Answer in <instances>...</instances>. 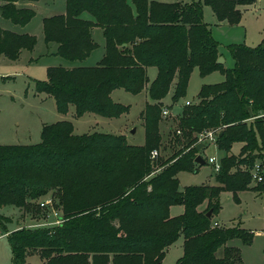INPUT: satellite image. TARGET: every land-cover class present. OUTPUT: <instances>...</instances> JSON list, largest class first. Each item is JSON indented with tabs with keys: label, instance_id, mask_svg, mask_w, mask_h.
I'll return each mask as SVG.
<instances>
[{
	"label": "trees",
	"instance_id": "16d2710c",
	"mask_svg": "<svg viewBox=\"0 0 264 264\" xmlns=\"http://www.w3.org/2000/svg\"><path fill=\"white\" fill-rule=\"evenodd\" d=\"M17 1L35 0H0V15L24 26L35 11L17 7ZM201 1L229 25L240 22V5L255 2L65 0L64 13L43 18L44 42L57 44L54 54L66 60H84L98 46L95 27L105 41L96 65L49 66L47 80L34 82V92L51 96L58 113L72 106L76 116L117 117L127 110L111 98L120 88L132 94L145 89L150 102L141 112L142 145L129 144L122 135L75 134L66 120L44 123L37 143L0 144V206L26 210L52 191L62 213L56 225L7 234L12 264H25L32 253L43 264H162L180 235L183 255L175 264H244L240 248L227 243L237 238L249 245L253 232L217 226L212 217L221 209L222 192H231L236 202L243 190L264 199V44H230L234 64L223 68ZM36 42L34 35L0 27V56L9 60L32 51ZM150 66L157 70L152 81ZM194 68L202 77L219 69L224 79L201 85L198 101L185 104L177 117L175 141L181 146L153 159L151 151L161 147L162 99L172 84L173 103L185 96ZM207 130L217 131L216 145L225 152L216 183L180 188V171L197 172L196 135ZM235 142L242 143L237 154L231 153ZM256 161L263 178L254 184L249 169ZM171 205H182L183 212L170 216ZM1 220L10 222L2 214Z\"/></svg>",
	"mask_w": 264,
	"mask_h": 264
},
{
	"label": "rangeland",
	"instance_id": "374dc122",
	"mask_svg": "<svg viewBox=\"0 0 264 264\" xmlns=\"http://www.w3.org/2000/svg\"><path fill=\"white\" fill-rule=\"evenodd\" d=\"M35 11L34 17L29 21L28 34L36 36L37 42L32 51L22 50L16 60H9L0 56V144L14 143H35L40 140L41 124L53 123L59 120H66L72 123L75 134L83 133H109L113 135H122L126 141L132 145H142L144 143V125L141 118V112L147 103L150 102L147 91L142 90L138 94H132L124 89H115L111 94L114 102L127 107L124 113L117 117L107 118L94 113H86L81 116L74 114V108L61 115L56 111L54 99L45 94L34 92L35 81L47 80V68L53 65L70 67L72 64H81L83 66L96 65L105 53L101 50L103 38L100 34H95L93 40L99 44L90 55L84 60L69 61L60 56L53 59L46 54L54 49L52 43H45L42 33V20L56 14L65 12V0H35L33 2ZM202 4L204 22L208 28H212V36L218 42V47L223 56V68H231L234 60L228 50L230 44H245L249 47H255L261 43L264 44V0L255 1L252 4L240 5L241 20L237 25H229L224 22L219 25L215 19L210 6ZM52 9L56 12L49 15ZM86 15H88L86 13ZM0 24L6 27L13 26L10 21L0 20ZM99 38L101 42H99ZM53 59V60H52ZM56 60L58 62H56ZM75 62V63H74ZM80 62V63H79ZM148 79H155L157 70L150 66L147 70ZM224 79L223 72L219 69L214 70L205 76H200L197 68H194L190 74L185 96L180 98L177 104L186 99L192 103L198 101L197 94L201 85L214 84ZM174 86L171 85L167 95L162 100V107L172 106ZM183 107L179 109V114L167 115L165 117L160 113L163 124L159 132L161 134V147L158 154L163 157L171 155L175 149L181 146V143L175 141L174 128L177 123ZM134 129V132H131ZM199 150L200 156L206 163H196L197 172L180 171L178 180L181 187L188 185L215 184L214 163L208 162L210 156L216 158L219 162L225 155V152L218 149L214 143L205 145ZM242 144L235 142L232 144L231 153L237 154ZM157 158V156H156ZM153 158V159H156ZM153 161V160H152ZM155 167V166H154ZM153 167V169H154ZM159 170V168L154 169ZM46 196L54 197L52 208L41 207L39 202ZM46 196L35 201V205L23 209H18L12 205L0 206V214L7 217L10 222L0 221V229L3 233H9L13 228L27 227H47L58 224L60 221L57 215H61V209L55 207L58 202L50 191ZM238 202L233 198L231 192L225 191L220 194L221 209L219 213L212 217V221L217 226L233 227L239 225L242 228L253 232V239L249 245H245L240 239H232L227 245L237 246L241 250V257L244 264H263L264 251V199L257 192L252 190H243L238 193ZM182 205H171L170 216ZM202 205L200 209H203ZM183 208L180 209L182 211ZM56 212V213H55ZM183 212V211H182ZM181 212V213H182ZM179 213V214H181ZM177 214V215H179ZM222 249L217 253L221 254ZM183 255V237L173 242L165 252L162 264H175ZM0 264L11 263V249L8 238H0ZM25 264H43L37 253L29 254L25 259Z\"/></svg>",
	"mask_w": 264,
	"mask_h": 264
},
{
	"label": "crops",
	"instance_id": "0c3cea01",
	"mask_svg": "<svg viewBox=\"0 0 264 264\" xmlns=\"http://www.w3.org/2000/svg\"><path fill=\"white\" fill-rule=\"evenodd\" d=\"M53 1V0H52ZM33 2L34 1H17L16 2V6L17 7H25V8H31V9H33L32 7H33ZM0 4H1V2H0ZM239 9H240V7H239ZM34 10V9H33ZM50 12H52V13H50L49 15H51V14H54L56 11L54 10V9H52ZM62 13H64V11L62 12ZM36 15V14H35ZM213 15H214V13H213ZM82 17L83 18H86V19H89V16L88 15H86V13H84V14H82ZM215 17V16H214ZM1 19H3V20H7V21H9L8 19H4L3 17H1V15H0V20ZM215 19H216V17H215ZM203 20H204V17H203ZM217 20V19H216ZM217 22L219 23V25H222L224 22H226V21H218L217 20ZM10 23H12L11 21H10ZM29 23V22H28ZM27 23V24H28ZM13 24V23H12ZM24 25V26H20V25H16V24H13V26H9V27H6V25L5 24H0V27H2V28H4V29H8V30H11V31H13V32H16V33H27L28 34V32H29V30H28V25ZM239 24V23H238ZM237 25V24H236ZM231 26V25H230ZM234 26V25H233ZM211 31H212V28H211ZM42 33H43V30H42ZM95 34H98L99 36H100V34L102 35V29L100 28V27H95L94 29H93V31H92V37H94V35ZM102 38H103V43H102V47H101V50H104V45H105V41H104V37L102 36ZM99 42H101V39L99 38ZM50 43H52L53 45H54V49L53 50H51L49 53H47L46 55L47 56H49V57H51V58H53V59H57V55H55L54 53H55V51H56V48H57V44H55V43H53V42H50ZM98 46H99V44H98ZM218 49H219V47H218ZM27 51V50H26ZM30 52V51H29ZM219 55L220 56H223V54H222V52H220V50H219ZM224 57V56H223ZM52 59V60H53ZM223 61H224V59H223ZM56 62H58L57 60H56ZM75 63V62H74ZM80 63V62H79ZM53 66H55V65H53ZM73 66H83V65H81V64H72L70 67H73ZM147 70H148V68H147ZM148 74V73H147ZM34 90V89H33ZM145 90V89H144ZM146 91V90H145ZM113 92V91H112ZM147 93V92H146ZM37 94H40V93H37ZM112 94V93H111ZM163 100V99H162ZM186 101H189V100H185L184 102H181V103H179V104H177V102H179V101H177L176 103H174V105H172V106H166V108L168 109V111H169V114L171 115H175V114H179V109L181 108V107H183L184 105H185V103H186ZM191 102V101H190ZM71 107V106H70ZM86 114V113H85ZM61 115H63V114H61ZM62 120V119H61ZM162 122V121H161ZM45 122H42V124H41V127H42V125L44 124ZM163 124H159V128L161 129V126H162ZM40 141V140H39ZM38 141V142H39ZM35 143H37V142H35ZM14 144H28V143H14ZM29 144H33V143H29ZM242 144V143H241ZM204 147H206V146H203L201 149H203ZM177 177H178V174H177ZM179 186H180V184H179ZM184 187V186H183ZM180 188H182L181 186H180ZM239 193V192H238ZM181 208H183V206H181ZM181 208H179L178 210H176L173 214H179V213H181L182 211H180V209ZM170 210V209H169ZM14 229H16V227L15 228H13V229H11V230H14ZM10 230V231H11ZM11 256H12V254H11ZM43 263V262H42Z\"/></svg>",
	"mask_w": 264,
	"mask_h": 264
},
{
	"label": "built area",
	"instance_id": "2783aa9c",
	"mask_svg": "<svg viewBox=\"0 0 264 264\" xmlns=\"http://www.w3.org/2000/svg\"><path fill=\"white\" fill-rule=\"evenodd\" d=\"M255 1H261V0H255ZM185 104H190V101H186ZM161 113L163 117L169 115V111L166 107H162ZM216 136H217L216 130H207V131L198 133L196 135V142L197 144L202 143L203 146L207 144H211V143L216 144ZM157 155H158L157 150L154 149L151 151V158H155ZM215 161H216V158L214 156H210L208 158V162L214 163L215 170H218L220 167V163L215 162ZM249 171H250L251 181L254 184L262 181L263 168L261 167L260 162L256 161L253 164V166L249 169ZM53 204H54V198L52 196H46L39 202V206L46 207V208L47 207L52 208ZM214 224L217 225L216 223ZM7 234L8 233H3L2 230L0 229V238L2 236H6Z\"/></svg>",
	"mask_w": 264,
	"mask_h": 264
},
{
	"label": "water",
	"instance_id": "95a60500",
	"mask_svg": "<svg viewBox=\"0 0 264 264\" xmlns=\"http://www.w3.org/2000/svg\"><path fill=\"white\" fill-rule=\"evenodd\" d=\"M217 62H218V63H222V62H223V58H222L221 56H219L218 59H217ZM131 132H134V129H132ZM202 147H203V144H202V143H198V144L196 145V149H197V150H200ZM194 162H195V163H198V164H203V163H204V159L200 156V154H198V155L196 156V158L194 159ZM210 214H211V211H209V212L207 213V216L209 217Z\"/></svg>",
	"mask_w": 264,
	"mask_h": 264
}]
</instances>
